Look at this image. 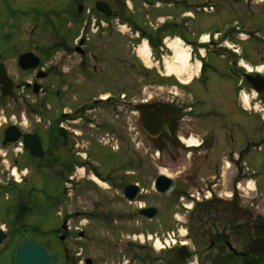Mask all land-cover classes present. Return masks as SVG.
Wrapping results in <instances>:
<instances>
[{
    "label": "flooded vegetation",
    "instance_id": "flooded-vegetation-1",
    "mask_svg": "<svg viewBox=\"0 0 264 264\" xmlns=\"http://www.w3.org/2000/svg\"><path fill=\"white\" fill-rule=\"evenodd\" d=\"M194 1L189 4L194 13V32L191 40L186 42L191 45L193 55L199 58L202 67L188 87L190 102H183L182 106L179 105L180 99L170 100L164 96L159 100L152 98L136 101L133 91L121 86L114 95L108 94L105 100L99 95L90 97L93 105L84 102L67 110L69 104H66L59 113H55L53 119L45 118L44 124L42 118L37 119V110L44 113L41 109L47 108L46 112L51 113L53 106L50 100L57 104L62 101L66 103L64 100L68 97L86 90L82 83L92 85L98 82V78H84L81 81L64 79V65L52 63L45 67L41 55L35 52L41 66L36 70L24 71L19 66V57L31 51L4 54L0 49V65L6 67L14 84L12 95L4 99L0 93V101H27L28 96L21 95V88L22 93H30L34 97L29 112L20 114L18 119L15 117L14 120L0 122V144L4 141L6 128L15 125L21 134L38 135L44 153L41 158L32 157L25 148L23 138L21 145L17 143L10 147L13 151L21 152V159L15 161L18 167L12 172V177L17 176L19 179L21 174L23 184L31 183L30 191L27 192L21 184L15 186L17 191L12 196L16 207L13 209L3 207L1 202L6 193L3 182L5 169L1 168L4 165L0 163V264H15V252L26 237L49 249L54 256L52 264H61V261L62 264H99L102 260L107 261L102 253V241L96 234L92 235L91 230L96 227L94 224L97 221L103 220L104 226H108L111 224L110 218L112 222L115 217L124 220L131 213H136L135 217L142 222L139 219L134 221L133 215L129 216L126 228L128 234L118 241L125 245L124 251L130 261L123 262L124 257L120 264H264V223L257 212L259 208L254 204L246 207L243 199L246 198L245 185L248 178L262 174L263 170L260 164L258 167H248L243 159L247 146H252L259 154L263 153V148L258 151L257 145H264V121L260 114L264 110V61H253L249 57H258L264 48V30L261 29V25L264 28V21L258 24L256 18L264 16V0H238L230 3L224 0L225 5L236 9V14L231 16L236 18L234 23L240 22L243 27H238L234 33L228 30L229 34L224 37L222 32H215L210 35L208 43H202L200 37L203 33H197L200 28L198 16L211 15L218 7L212 6L207 0L204 4ZM260 12L262 14L258 15ZM243 34L244 39L241 38ZM235 41L252 42L251 53L248 55L242 52ZM71 50L82 58H93L92 61L97 59L86 43ZM5 55H15L16 71L31 80L17 79L5 63ZM84 67L85 60L79 64L80 73L86 70ZM89 67L96 71L97 65ZM67 74L70 75L69 72ZM36 85L39 86L38 93H35ZM254 85L262 89L256 95L252 94ZM59 87L61 89H57ZM38 99L48 101V107H38ZM145 104L154 106L150 116H155L154 112H157L162 118L154 122V126L160 123L162 129L154 133L156 136L153 137L142 128L145 111L140 107ZM100 105L113 109L108 119L104 120L101 112H98ZM115 105L123 112L115 111ZM29 122V127H24ZM107 130L112 131L116 137L109 153L106 149H99L97 141L90 139L87 146L84 144L85 131L97 135ZM188 134L195 136V147H187L181 140ZM98 142L104 144L101 140ZM106 144L103 147L109 148ZM171 149L177 152V157L182 152H190L197 158L203 157L206 163H212L211 173L201 178L200 186L193 190V195L198 193L197 197L188 193L196 206H193L186 221L183 220V213L188 211H184L182 192L173 191L161 195L155 191L154 182L159 173L151 188L155 195L168 198V204L170 201H180L174 207L178 212L172 214L177 223H164L166 229L161 227L149 233L143 230V224L153 223L164 209L165 213L171 212V209L165 207L164 203L157 207L143 201L148 199L149 192L141 181L149 176L148 166L141 157L146 156L144 152L158 153L160 161V155L165 159L166 152ZM149 156L153 158V155ZM225 163H231L234 174L230 195L226 191L229 187L225 177ZM104 183L108 185L107 189L102 188ZM129 185L139 187L138 200L142 202L141 205L131 202L127 197L125 189ZM106 190L119 195L120 203L132 209L128 212L126 210L122 217H114L111 209H102L106 199L100 192ZM255 198L256 195L252 199ZM205 205L209 208L202 212ZM153 207L157 208L154 218L149 219L142 214L144 210ZM134 222L136 231L131 230ZM185 226L186 234L183 235ZM149 234L153 240L158 237L169 242L168 248L155 251L152 243L147 241ZM168 234L170 238H177L178 244L180 241L185 243L183 245L187 250L182 255L180 246L172 245L171 239L167 238ZM40 236L42 238L39 240ZM181 239H184L183 242ZM85 244H93V249L99 247L100 253L86 257ZM181 256H186L185 260Z\"/></svg>",
    "mask_w": 264,
    "mask_h": 264
},
{
    "label": "rangeland",
    "instance_id": "rangeland-1",
    "mask_svg": "<svg viewBox=\"0 0 264 264\" xmlns=\"http://www.w3.org/2000/svg\"><path fill=\"white\" fill-rule=\"evenodd\" d=\"M94 1L95 0H0V49L4 51V54H16L17 52L25 51L35 52L38 55H41L43 65L45 67L52 63L64 65V69L66 71L62 74L64 79L81 81L84 80V78H98V82L92 85H89L87 82L82 83V86H85L86 90L68 97L64 100L66 103H62V101L57 104L55 101L50 100V102H52L51 106H53V111L48 114V112H46L48 111L47 108L41 109L44 113L37 110L39 113L37 119L41 120L42 118L43 123L46 124L45 118L53 119L55 115L59 113L64 106H66V104H69L67 110L72 109L75 104L81 105L84 102H86L85 104L89 103L90 105H93L90 97L94 95H99L101 97L108 96V94L114 95L121 86L125 89L133 91V98H135L136 101L148 100L152 98L154 100H159L164 96L170 100L180 99L179 105L181 106L183 105V102L188 104L190 102V99L188 98L190 93L188 91L189 85H184L176 77H171L170 79L162 78V75H164L162 61L165 58L172 56V53L166 48V45L161 48L162 50L160 48H151L154 63L151 68H147L145 64L137 58L136 51L133 49L139 41H134V46H132V39L130 38V35L125 31L123 32V30H118L116 25H112L106 29L104 33L97 35L91 33L89 28L85 29L82 39L85 40L87 48L93 51L97 56L96 61H92L93 58H82L79 54L72 53L73 50L70 51V49L78 47L76 45V40L78 39L77 36L81 35L82 26L75 21V19L81 16L79 15L78 9L80 7H83V10L85 8L92 9ZM103 1L107 2L112 9L117 11L119 14L125 11V7H127L125 6V2L127 3V1H130L135 14L126 8L127 13L129 12V15L136 17L134 19L135 25H139L142 30L150 34V36L154 37V39L155 35L153 34L155 33L148 25H155L164 17L172 18V20L171 18L168 20L170 22H168L170 25L169 28L172 29L169 34L171 35V39L175 38L174 34H176V32L178 33L177 35L180 34V36H182L184 33L183 29H185L188 34H192V32H194V30H192V22L182 20L181 18L182 12H188V4L195 2L194 0H164V2L170 3L171 6L166 3L159 8H146L142 5V0ZM148 1L152 2L155 0ZM197 1L198 2L196 3L204 4L206 0ZM209 1L215 4V6L218 7V10L216 12H212L211 15L200 14L198 16V25H200V28L197 30V33L213 35L215 32H222L224 37V35L229 34L228 30L232 33L236 32L237 24H239V28L243 27L240 22L237 24L234 23L236 18L233 19L231 17L236 14V9L234 7H229L228 4L225 5L223 2L224 0ZM231 1L234 2L238 0H229L228 2L230 3ZM82 14L83 15L80 19L86 18V14L83 12ZM260 14L262 13H258V15ZM256 18L258 24L264 21L263 15L257 16ZM174 22L177 24L180 22V27L177 26L176 29L173 28L172 25ZM261 29L264 30L262 25ZM185 39L191 40V36H188L187 38L185 37ZM235 42L242 52H245L248 55L251 53L253 49L252 42ZM78 44H80V41H78ZM46 52H49L50 54H46ZM249 58L257 62H261V60L264 61V48L260 50L258 57L251 56ZM4 59L12 74H14L17 79L22 81L31 80V78L20 75L16 71L15 55H5ZM83 60L86 61V67H84L86 70L82 71L84 74L82 72L80 73L79 70V64H81ZM158 60L160 61L159 65L155 64ZM93 64L97 65L96 71H93V68L89 67V65L92 66ZM188 70L190 71V74L188 75H191L193 78L196 75L194 69L190 67ZM68 72L70 75L67 74ZM57 89L61 88L59 87ZM22 90L23 88L20 89L21 95L25 97L28 96L27 101H7L6 103H2L0 101V122H3L1 121L3 117H6L7 120H9L10 117L15 115L18 119L20 114H26L30 111L31 105L34 103V97H32L33 95L30 93H22ZM175 93L177 96H175ZM46 102L48 101L38 99V107H48V103ZM121 110V108L117 106L115 107V111ZM112 111L113 109H108L106 105H102L98 112H101V115L105 120L111 116ZM93 113L87 114V116H91ZM30 124L31 123L29 122V124L24 125V127H29ZM54 125L57 126L56 123H54ZM247 132L249 131L247 130ZM251 132H253V130ZM191 136L195 138V136L191 134H188L183 138L187 139ZM83 138L86 146L88 141L91 139L93 141H97L99 149H106L108 153L112 150L111 145L114 144L116 140L112 131L109 130L103 131L97 135H93L92 133L85 131L83 133ZM99 140L103 141L104 144L108 143L106 146L109 148L103 147L104 144L99 143ZM246 150L247 151L245 152L243 160L247 163V166L250 168L251 166L258 167L260 164L263 166V170L262 174L248 178L247 182L250 181L251 184L245 189L246 198L243 199L246 207H252L254 204L259 208L257 209V212H259L262 221L264 222V148L262 149V154H259V152L254 150L252 146H247ZM20 153V151H13L11 148L3 149L0 145V163H3L4 165L1 168L5 169L3 182L5 190L8 193L10 188L12 189L15 185H19V183L15 182V178L12 177V172H14L15 168L18 167L15 161L16 159L17 161L21 159ZM102 154L104 155V153ZM150 154L153 155V158L149 156ZM144 155L146 156H142L141 159L143 163L148 166L147 175L149 177L142 178L141 182L144 184L145 190L149 192V196L147 200L143 201L146 202L147 205H155L157 207L159 205L166 204L165 207H170L171 209V212L167 213H165L164 209L161 216L153 223L143 224V230H148L149 233H152L155 229H161V227L166 229L167 226H164V223L166 225H175V223H177V219L172 217V214L178 212V209L175 210L174 207L176 203H178L177 206L180 203V201L178 202L175 200V203L170 201V204H168V198L160 197L154 194L151 187L157 175L162 173V170H167L172 179L178 183L174 193L182 192L181 194L188 198L187 194L192 193L195 188L200 186L201 178H206L207 175L211 173L212 163H206V159L204 160L203 157L197 158L194 155H191L190 152H182L181 155L177 157V152L174 149L166 152L165 159H163L160 155V161L158 160V153L152 154V152H148L146 154V152H144ZM147 157H149V159ZM102 158H104V156H102ZM7 169L10 170L8 171ZM224 171L226 182L229 187L226 191L230 192L234 186L232 180L234 174H232L233 172L227 167H225ZM23 172H25L24 168ZM19 175V181H22L24 178L21 174ZM254 181H256L255 192H253L255 189ZM30 185V182L25 184L21 182V186L24 187L25 192L30 191ZM40 186L41 184L39 187ZM101 186L103 189L108 188L106 183ZM15 192L16 190H13L12 192L10 191V193L2 199L1 202H3V207L9 209L16 207L15 200L11 195V193L14 194ZM102 193L100 192L101 196L106 199V203L103 202L104 205L102 206V209L106 211L111 209L114 213V217H122L125 215L126 210L128 212L132 209L129 206L126 207L124 204L123 206L120 203V196L113 193L112 190H106ZM240 193L242 194V192ZM255 195L256 198L252 199ZM187 205H190V202H187ZM130 215L133 214H129L124 220H120L118 217H115V222H112L110 218L109 221L111 224L108 226H104L103 220L97 221L94 224L96 227L91 230V234H96V237L102 241V253L104 257L106 256L107 258V261L102 260L99 264H120L124 257L125 261L123 260V262H126V260L130 261V259L126 257V252L124 251L125 245H122L118 241L122 238V236L124 237L128 234L126 228L128 229V219ZM133 216L134 221L139 219L138 221L142 222L140 218L135 217L136 213H134ZM183 216V220L186 221L189 214ZM132 224L134 225L131 230L136 231V223L134 222ZM185 229L186 226L182 230L183 233L185 232ZM38 238L40 240L42 237L40 236ZM85 245L86 257H94V254L99 252V247H97L98 249H93V244Z\"/></svg>",
    "mask_w": 264,
    "mask_h": 264
},
{
    "label": "water",
    "instance_id": "water-1",
    "mask_svg": "<svg viewBox=\"0 0 264 264\" xmlns=\"http://www.w3.org/2000/svg\"><path fill=\"white\" fill-rule=\"evenodd\" d=\"M96 10L103 14L107 18L115 17L116 15L113 13L109 5L104 2L98 1L96 3ZM82 41L81 44H83ZM40 60L36 57L33 53H25L20 56L19 58V66L22 70H31L36 69L39 66ZM44 76V75H42ZM40 78V76H39ZM37 89L35 93H38L39 86H35ZM14 88L13 81L10 79L6 67L4 65H0V91L3 98H9L12 95ZM254 88L260 92L262 89L256 87ZM153 105L147 104L141 106L140 109H144L145 115L142 118V128L143 130L149 134L151 137L156 136L154 133H157L160 129H162V125L159 123L158 125L154 126V122L159 120L161 121V115L155 113V116H150L149 113L153 109ZM163 124V122H162ZM21 138L24 139L25 148L30 151L32 157H42L43 151L40 139L37 135H21L20 131L11 126L5 131V141L3 142V146H7L8 144H16L18 143ZM36 143V146L34 145ZM176 188V182L166 176L165 174H161L155 181V190L163 195L170 194ZM125 193L131 202H134L139 194V187L135 185H129L125 189ZM147 218L152 219L157 215V209L151 208L148 210H144L142 212ZM2 236V240L4 239ZM186 249L182 248V252ZM52 255L49 253V250L46 246H42L40 244H36L31 241L29 238H24L22 243L18 246L16 253H15V264H52ZM186 256H181L182 260H185Z\"/></svg>",
    "mask_w": 264,
    "mask_h": 264
},
{
    "label": "bare ground",
    "instance_id": "bare-ground-1",
    "mask_svg": "<svg viewBox=\"0 0 264 264\" xmlns=\"http://www.w3.org/2000/svg\"><path fill=\"white\" fill-rule=\"evenodd\" d=\"M204 40L206 41L207 37H204ZM167 48L171 51L172 56L164 59L163 70L165 77H176L184 85H189L192 80L191 75H188L190 74L188 69L192 67L189 62V49L183 46L179 38L172 40L168 39ZM137 53L144 61L145 65L148 68H151L153 64L150 59L151 51L146 42L137 48ZM105 97L106 96L103 98L105 99ZM187 143L189 145H197V142L194 139L188 140ZM162 173L171 176L167 170H162Z\"/></svg>",
    "mask_w": 264,
    "mask_h": 264
},
{
    "label": "trees",
    "instance_id": "trees-1",
    "mask_svg": "<svg viewBox=\"0 0 264 264\" xmlns=\"http://www.w3.org/2000/svg\"><path fill=\"white\" fill-rule=\"evenodd\" d=\"M121 17V16H120ZM122 20H125L124 15H122L121 17ZM209 207L205 205V207H203V209L201 210L202 212L206 211V209H208ZM205 215V214H204Z\"/></svg>",
    "mask_w": 264,
    "mask_h": 264
}]
</instances>
